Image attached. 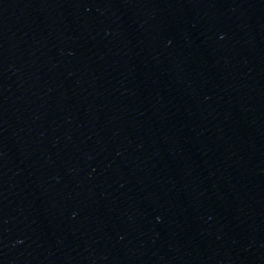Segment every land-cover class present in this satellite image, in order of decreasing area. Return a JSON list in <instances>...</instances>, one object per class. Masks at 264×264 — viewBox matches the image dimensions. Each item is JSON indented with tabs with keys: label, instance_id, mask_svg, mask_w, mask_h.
I'll return each instance as SVG.
<instances>
[{
	"label": "water",
	"instance_id": "obj_1",
	"mask_svg": "<svg viewBox=\"0 0 264 264\" xmlns=\"http://www.w3.org/2000/svg\"><path fill=\"white\" fill-rule=\"evenodd\" d=\"M0 264H264V0H0Z\"/></svg>",
	"mask_w": 264,
	"mask_h": 264
}]
</instances>
